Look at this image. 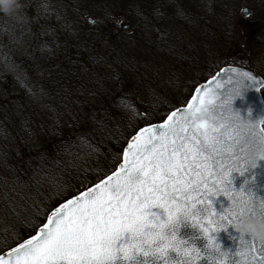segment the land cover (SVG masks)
Masks as SVG:
<instances>
[{
  "label": "snow or ice",
  "instance_id": "obj_1",
  "mask_svg": "<svg viewBox=\"0 0 264 264\" xmlns=\"http://www.w3.org/2000/svg\"><path fill=\"white\" fill-rule=\"evenodd\" d=\"M239 75L261 83L248 72ZM240 95L237 90L217 97V104L215 99H205L208 92L201 98L198 91L187 109L178 110L179 119L178 111H173L163 124L141 129L123 152L118 171L55 208L42 227L32 219L28 226L37 228L38 234L0 256V264H115L117 259L128 264H199L204 254L185 247L174 232L166 235V229L191 220L212 242V233L243 215L264 216V199L257 201L251 193L237 191L230 180L252 150L264 149V128L257 131L233 110L234 98ZM220 195L231 203L218 214L210 197ZM157 207L164 209L166 222L159 216L149 219L146 209ZM125 233L131 239L118 246ZM239 239L243 264H264V243ZM170 251L178 254L176 259ZM216 257L223 264L220 253H208L213 264Z\"/></svg>",
  "mask_w": 264,
  "mask_h": 264
},
{
  "label": "trees",
  "instance_id": "obj_2",
  "mask_svg": "<svg viewBox=\"0 0 264 264\" xmlns=\"http://www.w3.org/2000/svg\"><path fill=\"white\" fill-rule=\"evenodd\" d=\"M79 2L25 0V24L0 15V253L35 233L32 219L41 225L51 209L109 174L138 128L188 100H162L161 116L128 128L114 103L118 77L101 71L120 35L95 39ZM116 5L104 10L120 17L126 10Z\"/></svg>",
  "mask_w": 264,
  "mask_h": 264
},
{
  "label": "rangeland",
  "instance_id": "obj_3",
  "mask_svg": "<svg viewBox=\"0 0 264 264\" xmlns=\"http://www.w3.org/2000/svg\"><path fill=\"white\" fill-rule=\"evenodd\" d=\"M79 1L88 9L83 18L95 39L120 35V47L110 52L101 71L110 81L118 77L114 103L130 118L128 128L139 118L161 116L162 100L188 99L225 63L264 78V0H243L253 10L251 19L243 18L239 0ZM115 4L126 10H118L120 17L104 10ZM122 21L130 24V32L121 28ZM93 85L103 90L102 83Z\"/></svg>",
  "mask_w": 264,
  "mask_h": 264
},
{
  "label": "water",
  "instance_id": "obj_4",
  "mask_svg": "<svg viewBox=\"0 0 264 264\" xmlns=\"http://www.w3.org/2000/svg\"><path fill=\"white\" fill-rule=\"evenodd\" d=\"M242 15L243 18H247V19L251 18L252 9L248 6H244L242 8ZM89 21H91V19H89ZM121 28L126 32L131 31V26L127 22H122ZM243 72L250 73L252 76L256 78L257 81L261 83L254 84L251 80L241 77L239 73H243ZM238 81H240L241 83H238ZM263 86H264L263 77L255 73L254 71L240 66L225 65L222 68H220L213 76L207 79L205 82L200 83L195 88L192 96L184 106H180L173 111H178V110L183 111L187 109L188 104L193 103V100L197 97L198 91L200 93L201 98H205L203 96V93L208 92V96L205 99L207 100L215 99V102L218 104L219 99H216L217 97L222 99L226 95L234 94L237 90H241V95L235 98L233 101V105H232L233 110L239 112L240 116L243 119L255 125L257 131H259V129L263 128L262 121H264V98L261 93V89L263 88ZM179 111L176 119H179ZM166 119L167 117L161 122L145 125L140 129H138V131L129 138L127 144L123 149V152L127 151L128 145L133 143V137L140 135L141 129L155 128L156 126L163 124ZM148 136L149 133L147 132L144 133L145 139H147ZM245 142L246 140H241V143H245ZM121 163H123V155L121 161L119 162V164L117 165L116 169L113 172L119 170V165ZM243 166L244 164L241 163L240 167ZM113 172L110 173L109 175H112ZM108 176H106L96 184H99L102 181L107 180ZM230 180L232 187H234L237 191L243 189L246 193H251L256 198L257 201H259L260 199H264V160H259L256 163L255 167H251V166L248 167V169L245 172H243V174H241L240 172H232L230 174ZM96 184L92 185L89 188H94ZM89 188L85 189L82 192H86ZM72 198H74V196L69 199ZM67 200L62 203H66ZM210 200L212 201V205H211L212 208H214L218 214L223 213L224 209L228 208L231 203L228 200V198L224 195H220L218 197H210ZM61 204H59L55 208H58ZM55 208L52 211H54ZM146 211L149 213L150 220H155L156 217L159 216L161 221H165V222L167 221V214L162 208H158V207L150 208V209H146ZM46 222L47 221H45V223ZM42 226L43 224L41 225V227ZM173 232L175 233L177 239L185 241V247H195L196 249H199L202 254H204L203 259L199 261V264H213V262L208 260V253H215V250L208 247L210 243L208 236L205 235V233L199 227V225L193 224L191 220H182L171 231L166 229V235L171 236ZM37 234H38V229L34 235ZM212 235L214 236L215 241L221 245L222 251L223 250L229 251L226 264H243L244 258L238 255L239 252L244 250L241 245V240L239 239V237L242 236L241 233L236 232L231 225H227L226 228H221L219 232L212 233ZM32 236L28 237L25 240L31 239ZM130 239H131V234L125 233L123 240L121 242H118V246L120 243L124 241H128ZM245 239H247V237H245ZM25 240H23L22 242H24ZM19 244H17L14 247H18ZM12 248L1 253L0 256H6L7 253L11 252ZM177 255L178 254L174 251L169 252V256L172 257L173 259H176ZM140 259L144 260L151 258L140 257ZM115 264H128V262L117 259ZM157 264H161V262H157ZM214 264H220L219 257L215 258Z\"/></svg>",
  "mask_w": 264,
  "mask_h": 264
},
{
  "label": "clouds",
  "instance_id": "obj_5",
  "mask_svg": "<svg viewBox=\"0 0 264 264\" xmlns=\"http://www.w3.org/2000/svg\"><path fill=\"white\" fill-rule=\"evenodd\" d=\"M25 6V0H0V15L14 19L17 23H29L31 18L24 11ZM259 160H264V149L256 148L250 152L248 160L240 171L233 172H245L248 167H254ZM231 226L242 236L264 243V216L245 214L238 221L233 222ZM209 245L221 254L224 258L223 264H226L229 251H222L221 245L215 240Z\"/></svg>",
  "mask_w": 264,
  "mask_h": 264
},
{
  "label": "flooded vegetation",
  "instance_id": "obj_6",
  "mask_svg": "<svg viewBox=\"0 0 264 264\" xmlns=\"http://www.w3.org/2000/svg\"><path fill=\"white\" fill-rule=\"evenodd\" d=\"M240 1V0H239Z\"/></svg>",
  "mask_w": 264,
  "mask_h": 264
}]
</instances>
